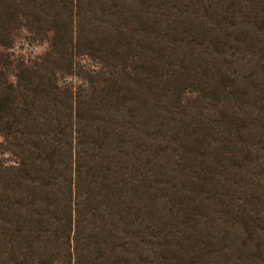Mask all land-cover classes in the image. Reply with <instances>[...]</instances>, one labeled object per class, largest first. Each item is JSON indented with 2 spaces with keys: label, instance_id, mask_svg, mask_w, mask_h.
<instances>
[{
  "label": "trees",
  "instance_id": "trees-1",
  "mask_svg": "<svg viewBox=\"0 0 264 264\" xmlns=\"http://www.w3.org/2000/svg\"><path fill=\"white\" fill-rule=\"evenodd\" d=\"M0 138V264H264V0H0Z\"/></svg>",
  "mask_w": 264,
  "mask_h": 264
},
{
  "label": "rangeland",
  "instance_id": "rangeland-1",
  "mask_svg": "<svg viewBox=\"0 0 264 264\" xmlns=\"http://www.w3.org/2000/svg\"><path fill=\"white\" fill-rule=\"evenodd\" d=\"M44 50H45V46H36L34 48H28V49L25 48V50L23 52H30L32 54L37 55V54L43 53ZM0 143H1V138H0ZM0 157H2V156L0 155Z\"/></svg>",
  "mask_w": 264,
  "mask_h": 264
}]
</instances>
